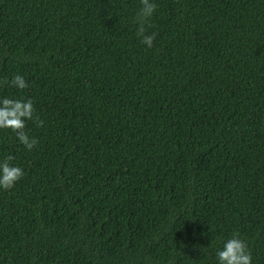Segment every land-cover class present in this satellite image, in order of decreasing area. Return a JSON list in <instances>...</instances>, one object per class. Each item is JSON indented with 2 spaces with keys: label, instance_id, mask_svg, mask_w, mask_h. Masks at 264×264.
Here are the masks:
<instances>
[{
  "label": "trees",
  "instance_id": "1",
  "mask_svg": "<svg viewBox=\"0 0 264 264\" xmlns=\"http://www.w3.org/2000/svg\"><path fill=\"white\" fill-rule=\"evenodd\" d=\"M0 0V80L43 127L0 130V264H264V0Z\"/></svg>",
  "mask_w": 264,
  "mask_h": 264
},
{
  "label": "clouds",
  "instance_id": "2",
  "mask_svg": "<svg viewBox=\"0 0 264 264\" xmlns=\"http://www.w3.org/2000/svg\"><path fill=\"white\" fill-rule=\"evenodd\" d=\"M139 8L133 23L138 27L136 35L140 42L148 48L153 47L156 33L146 34L147 27H151L150 19L154 15L157 5L154 0H140ZM28 82L20 74H14L9 80L5 77L0 80V87H14L18 90L28 88ZM32 121L36 127H43L44 121L36 114V109L31 98H0V130H10L23 147L31 151L39 141L28 134L26 122ZM15 157L12 154L0 161V189L9 191L13 189L25 175L24 170L10 162ZM218 264H252V254L245 240L233 233L227 239L223 248L216 253Z\"/></svg>",
  "mask_w": 264,
  "mask_h": 264
}]
</instances>
